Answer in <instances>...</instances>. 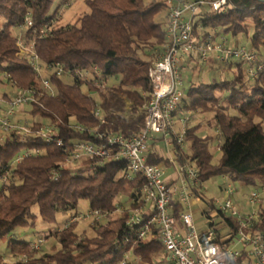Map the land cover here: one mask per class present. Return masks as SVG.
I'll list each match as a JSON object with an SVG mask.
<instances>
[{
    "label": "trees",
    "instance_id": "16d2710c",
    "mask_svg": "<svg viewBox=\"0 0 264 264\" xmlns=\"http://www.w3.org/2000/svg\"><path fill=\"white\" fill-rule=\"evenodd\" d=\"M53 3L54 0H0V74L6 73L18 89L37 86L38 80L28 62L17 57L14 30L19 33L27 11L31 12L33 26L26 31V37L33 29L58 21L59 11L52 12ZM86 5L89 12L75 24L56 27L48 38L36 40L35 51L47 64L60 63L67 68L96 65L105 78L119 79L115 84L109 82L106 92L100 96L108 119V125L103 128L124 136L138 134L146 121L145 105L149 96L142 92L148 91L151 52H160L165 42L164 3L161 0H87ZM163 12L164 16L157 18ZM250 30H253L251 45L258 51L264 46L263 0H228L222 11L202 14L195 22L196 35L221 31L233 36H249ZM231 75V79L215 83L190 84L184 91L185 111L215 112L223 138L219 161H213L211 138L198 136L200 126L188 128L185 133L189 153L176 142L174 148L180 164L189 161L198 169L201 184L224 176L246 188H257L264 184V71L255 81L246 82L243 67L236 64ZM51 81L56 87V96L40 97L34 114L51 118L58 126L57 136L63 138L66 146H70L71 141L93 140L88 133L71 130L69 124L97 126L92 113L97 106L95 98L84 93L83 83L57 77H52ZM90 89L95 88L90 86ZM218 94H224L226 105L221 104ZM33 147L45 149V154L24 158L13 171L12 181L0 183V243L10 237L8 252L23 257L18 264L117 262L135 239L128 233L127 212L122 218L92 226V237H81L76 232L78 223H69L52 233L57 247L40 258L36 257L38 252L31 248V243L11 235L17 228L35 224L34 206H38L41 221L46 225L56 224L62 212H74L81 200L87 201L89 209L113 212L119 197L136 198L135 192L145 184L144 178H125L124 162L110 160L103 166H95L90 160L82 168L60 169L59 178L54 179L52 170L59 169L67 154L62 148L47 145L40 139L25 144L11 141L1 144L0 163L6 164L23 148ZM148 162L168 163L153 152L148 154ZM221 189L224 192V187ZM196 195L210 208L214 207L215 200L207 199L202 188ZM141 206L138 201L130 205L132 209ZM183 210L182 205L175 204L176 224ZM228 221L236 232L238 221ZM257 227L264 232V212ZM134 252L145 263L157 264L156 259L162 257L164 249L157 240L138 241Z\"/></svg>",
    "mask_w": 264,
    "mask_h": 264
},
{
    "label": "built area",
    "instance_id": "2783aa9c",
    "mask_svg": "<svg viewBox=\"0 0 264 264\" xmlns=\"http://www.w3.org/2000/svg\"><path fill=\"white\" fill-rule=\"evenodd\" d=\"M227 2L228 0H163L167 20L165 42L161 51L151 60L147 74L148 91L142 92V95L149 96L145 105V126L138 134L131 136L103 128L108 125V119L101 107L100 96L106 92L111 78H105L96 65L67 68L60 63L43 62L35 51L36 40L48 38L56 28L55 21L51 25L33 29L32 34L26 37L25 33L32 28L33 22L30 11L25 15L17 36V57L28 62L37 77L38 85L18 89L6 73L0 74V81H7L16 89V93L7 100L0 99V145L7 141L25 144L40 139L47 145L62 148L67 158L59 169L52 170L54 179L59 178L60 169L75 167L90 160L95 166H103L110 160L124 162L125 178H144L145 184L136 190V198L133 199L142 203L141 207L124 209L117 206L113 212L88 208L70 222L81 218L91 226L98 227L116 214L120 215L118 218H122L127 212L128 233L135 239L132 246L122 252L121 258L112 264H149L134 252V245L138 241L151 240L160 242L164 249L161 264H264V232L257 227L264 212V185L248 190L244 204L249 211L242 213L235 201L239 187L228 177H224L226 198L223 201L215 200L213 208L201 212L206 231L199 232L192 213L183 212L180 220L186 232L181 234L176 228V218L173 215L174 196L179 195V200L189 205H193L194 199L199 200L196 192L203 189L199 171L191 162L185 161L180 164L181 181L168 184L163 168L148 162L149 142L155 137H162L171 146L176 142L183 147L185 143L188 129L186 125L191 112L185 111L182 114L179 108L185 96L183 71L193 64L192 61H213L219 68L241 64L246 82L255 81L264 71V57L261 59L254 48L229 41L223 32H210L205 36L195 34L196 19L205 13L222 11ZM70 3L71 0L64 2L63 8L70 6ZM22 30L25 31L24 38ZM184 58L189 61L185 67L180 64ZM195 68L196 65L193 66ZM52 77L83 83L86 88L84 93L97 101L92 112L98 121L97 126L89 127L77 122L69 124L71 130L88 133L94 137L93 140L71 141L70 146H66L63 138L57 136L58 126L51 118L42 115L32 117V109L36 104L40 105V97L56 96ZM90 86L95 89L91 90ZM27 108L30 121L18 118L19 110ZM42 154H45V149L23 148L8 163H0V183L12 181L13 171L24 158ZM229 219L238 221L236 232L229 224ZM43 243L42 238H37L31 242V248L39 252ZM235 244L240 245V248ZM119 246L121 247L120 243Z\"/></svg>",
    "mask_w": 264,
    "mask_h": 264
},
{
    "label": "rangeland",
    "instance_id": "374dc122",
    "mask_svg": "<svg viewBox=\"0 0 264 264\" xmlns=\"http://www.w3.org/2000/svg\"><path fill=\"white\" fill-rule=\"evenodd\" d=\"M67 0H54L53 6H52V12L59 11L58 12V21L55 20V26L61 27V26H70L77 22V20L83 16L85 13L89 12V8L86 5L87 0H71L70 6L63 8L64 2ZM163 2V0H161ZM61 4V5H60ZM60 5V6H59ZM61 15V16H60ZM164 16V12L161 13L157 18H162ZM21 35L24 38V30H22ZM221 32V31H220ZM20 33V32H19ZM17 31L14 34L17 36L19 35ZM226 37H228L229 41H237L238 44L241 46H245L247 48H253L251 45L250 37L253 35V30H250L249 36H246L244 34H239L238 36H233L231 33L225 34ZM255 49V48H254ZM256 50V49H255ZM149 52V51H147ZM151 52V51H150ZM259 54L261 55L262 52L264 53V46L258 50ZM153 58L158 54L151 52ZM261 59H263V56H260ZM211 62V63H210ZM207 63H202L200 61H196L195 63L191 64L189 67L186 68V70L183 71V78H184V86L185 88L188 87L190 84H196V83H215L218 82L220 79H231L232 78V71L235 69L236 64H232L229 69L223 71V74L220 76V74L216 73V69H219L218 66L213 61H210ZM196 65V68L193 69V66ZM213 68V71H212ZM230 74V75H229ZM119 79L113 78L110 80V83H117ZM16 93V89L12 87L9 82L7 81H0V99L7 100L10 95H14ZM221 97V104L226 105L225 100L223 99L224 94H218ZM226 95V94H225ZM186 102L183 99V102L181 103V106L179 108V112L184 114L185 110L183 109ZM34 109V107H33ZM32 109V117H36ZM191 112V115L189 117L187 127L191 128L193 126H200V129L198 130L197 134L200 137L203 138H211L210 140V150L214 157V163H217L219 159L221 158V152L219 149L220 144L223 142V138L219 132V129L217 127L216 121H215V112H202V111H195ZM231 113H234L233 111H230ZM21 113V114H20ZM35 115V116H34ZM18 118L22 120H29L31 119L29 114V109H21L19 110V116ZM166 140H164L162 137H160V142L158 143V146H155V149H158L161 153L165 154L167 151V148L165 146ZM150 144V143H149ZM151 146V145H150ZM183 147L186 150H189V144L184 143ZM84 166V163L79 164L76 169L82 168ZM170 169L165 170V176H167L168 173H170ZM226 185V180L224 176L214 177L203 185V193L207 196V198L213 199V200H221L223 201L226 197L224 195V192H222L221 188ZM264 184H261L260 186H263ZM235 186L240 187L241 185L239 183H236ZM248 190H251L253 188H246ZM248 190H245V192H248ZM241 192V190H240ZM236 196V195H235ZM245 197V195H244ZM243 196L240 200L237 201L235 198V201L237 203V206H239V210L242 213H246L249 211L244 204ZM133 200L130 198H126L125 196H121L117 199L116 205L119 207H123L124 209L130 208V205ZM88 209V203L85 200L79 201L78 207L74 212H62L58 214L57 216V223L52 225H46L41 221L40 215H39V209L38 206H34L32 208L33 214L36 216L35 218V224L33 226L29 225L27 227L17 228L11 236H13L14 239H17L19 241H24L31 243L37 238H42L44 240L43 247L41 251L36 253V257L40 258L44 254L53 252V248L57 247L56 240L54 239L52 233L56 230L62 229L65 227V225H68L73 217L80 216L81 213H84ZM196 213V212H195ZM199 213V212H198ZM118 214L111 217L110 220H115L118 218ZM121 218V217H119ZM33 220H30L32 222ZM109 220H105L104 223L108 222ZM78 227L76 232L81 236H94V232L92 229V226L89 222H87L84 219L79 218L77 221ZM10 237L5 238L0 243V264H18V261H22L23 257L12 255L10 252H8L7 243L9 241ZM161 256H159L156 261L157 264H161L160 262Z\"/></svg>",
    "mask_w": 264,
    "mask_h": 264
},
{
    "label": "crops",
    "instance_id": "0c3cea01",
    "mask_svg": "<svg viewBox=\"0 0 264 264\" xmlns=\"http://www.w3.org/2000/svg\"><path fill=\"white\" fill-rule=\"evenodd\" d=\"M261 55L264 57V53L263 52H262ZM188 63H189V61L186 58H184V59H182L180 61V64L182 66H184V67L186 65H188ZM191 63H194V62L192 61ZM230 66H232V65H230ZM230 66H228L226 68H219L218 67L219 69H216V73L220 74V76H221L223 74V71H225L227 69H229V71H232V70H230ZM212 71H213V68H212ZM159 142H160V137H155L153 140H151L149 142L150 144H149V153L148 154L153 152V153H158L159 155L164 157L165 160L168 161V163H162L160 166L163 168L164 172L167 169L171 170L170 173L167 174V176H165L166 174L164 175L166 182L168 184L179 183L181 181L180 161L177 159L176 150H175L174 146H171V145H168L167 143H165L167 151H166L165 154H163L158 149L154 148L155 146H158ZM182 148H183V151L185 153H189V150H186L184 147H182ZM203 185H204V183L202 184V187H203ZM240 190H241V192H240ZM245 190H248V189H246V187L242 186V188L237 191V194L235 196L237 201L240 200L242 198V196L244 198V195H246V193H247V192H245ZM179 197H180L179 195H175L174 196L173 210L175 208V204L182 205L184 207V210L181 211V213H183V212H191L192 215H193V218H194V221H195V224H196V227H197L198 231L201 232V233L205 232L206 231V224L204 223V221L201 218V212L206 210L207 208H210V206H208L201 199H199V200L194 199L193 205L192 204L191 205L184 204V203H182L179 200ZM205 197L207 198L206 195H205ZM176 228L179 230V232L181 234H184L186 232V228L184 227V225L181 222V220H180V222L178 224H176ZM234 246H236L237 248H240V245H236L235 244Z\"/></svg>",
    "mask_w": 264,
    "mask_h": 264
},
{
    "label": "water",
    "instance_id": "95a60500",
    "mask_svg": "<svg viewBox=\"0 0 264 264\" xmlns=\"http://www.w3.org/2000/svg\"><path fill=\"white\" fill-rule=\"evenodd\" d=\"M264 1V0H263Z\"/></svg>",
    "mask_w": 264,
    "mask_h": 264
}]
</instances>
